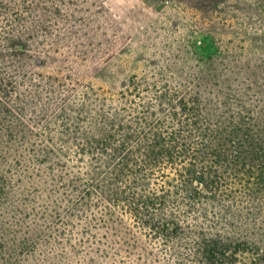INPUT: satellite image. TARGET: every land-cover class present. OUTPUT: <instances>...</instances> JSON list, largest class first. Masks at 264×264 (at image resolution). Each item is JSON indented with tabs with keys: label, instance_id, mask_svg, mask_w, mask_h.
<instances>
[{
	"label": "trees",
	"instance_id": "1",
	"mask_svg": "<svg viewBox=\"0 0 264 264\" xmlns=\"http://www.w3.org/2000/svg\"><path fill=\"white\" fill-rule=\"evenodd\" d=\"M70 5L81 3L0 0V15L6 31L15 23L26 27L30 14L43 28ZM253 5L220 0L221 24L256 16L253 27L264 26L258 14L264 0ZM258 33L241 26L232 31L199 73L132 74L119 89L38 72L36 80L25 79L24 92L49 94L31 119L44 122L45 140L23 115L4 124L10 110L3 101L11 105L16 86L11 73L25 67L11 58L15 38L0 33L6 73L0 77V152L17 158V174L32 165L52 186L44 199L54 201V182L62 184L58 200L77 211L54 209L55 217L65 214L70 226L75 218L91 226L98 221L125 243L108 253L112 260L264 264V33ZM69 157L77 171L63 159Z\"/></svg>",
	"mask_w": 264,
	"mask_h": 264
},
{
	"label": "rangeland",
	"instance_id": "2",
	"mask_svg": "<svg viewBox=\"0 0 264 264\" xmlns=\"http://www.w3.org/2000/svg\"><path fill=\"white\" fill-rule=\"evenodd\" d=\"M213 1L79 0L81 6H65L52 14L43 28L29 13L26 27L15 23L10 31L0 15V33L12 35L16 41L13 63L25 67L11 73L16 86L10 89L11 105L3 101L10 110L3 114L4 124L15 125L14 116L23 115L24 123L40 131L39 137L45 140L44 122L31 119L49 94L44 88L39 89V95L24 92L25 79L36 80L38 72L58 75L68 83L119 89L132 74L199 73L204 62L220 55V40L227 43L240 26L248 32L264 33V26L252 25L256 16L244 24L234 20L222 25L220 0L218 5ZM227 1L254 6V0ZM258 14L264 19V6ZM5 75L0 69V77ZM31 102L32 107L36 105L33 113ZM63 159L77 171L75 160ZM17 163L12 152H0V264H122L107 255H114L117 245L123 250L125 243H119L120 239L98 221L91 226L75 218L70 226L65 214L55 217L54 209L77 211L58 200L62 184L54 182V201L44 199L43 194L52 186L34 174L32 165L17 174ZM58 203L62 206L57 208ZM139 238L142 244L145 239ZM133 259L138 261L135 256Z\"/></svg>",
	"mask_w": 264,
	"mask_h": 264
}]
</instances>
